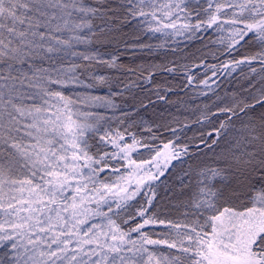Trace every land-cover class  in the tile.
Returning a JSON list of instances; mask_svg holds the SVG:
<instances>
[{"label":"snow or ice","instance_id":"6c2138e0","mask_svg":"<svg viewBox=\"0 0 264 264\" xmlns=\"http://www.w3.org/2000/svg\"><path fill=\"white\" fill-rule=\"evenodd\" d=\"M0 264H264V0H0Z\"/></svg>","mask_w":264,"mask_h":264},{"label":"trees","instance_id":"16d2710c","mask_svg":"<svg viewBox=\"0 0 264 264\" xmlns=\"http://www.w3.org/2000/svg\"><path fill=\"white\" fill-rule=\"evenodd\" d=\"M155 42V41H154ZM181 47H183V45H181ZM200 47L199 43H197L192 49H190L189 51H195L196 48ZM172 57L169 56L168 59H171ZM162 57L160 55H156L155 57H145L142 61L138 60L137 62H148L149 60H151L152 62H156L159 63L161 61ZM125 60L127 61V57H125ZM208 61L210 63H213L215 61L212 60L211 57H208ZM202 78V76H201ZM157 79H162V77H157ZM176 81H173V84H175ZM230 90V89H229ZM193 94L189 93L188 97H185L186 100V104H187V108L188 110L185 111L184 109H181L180 113L178 114L180 116L181 119H185L188 118L189 120H195L197 113L195 112V108L197 105H202L203 103H206L207 101H205V99L203 97H195L192 98ZM153 99H155V97H153ZM170 99L175 100L176 97L172 96L170 97ZM165 108H168V110L172 113H176V109L174 107H171L170 105H165L163 104V102H157L154 107H150L146 113H142L144 119L151 121L152 119H154V113L156 115H159L161 112L164 111ZM165 115H167V112L164 113ZM196 125H193V128H196ZM167 135V134H166ZM189 136L192 135V132L188 133Z\"/></svg>","mask_w":264,"mask_h":264}]
</instances>
